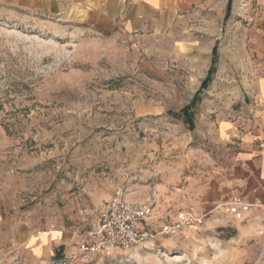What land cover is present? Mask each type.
Here are the masks:
<instances>
[{
	"label": "rangeland",
	"instance_id": "obj_1",
	"mask_svg": "<svg viewBox=\"0 0 264 264\" xmlns=\"http://www.w3.org/2000/svg\"><path fill=\"white\" fill-rule=\"evenodd\" d=\"M85 16L0 0V264H264V215L214 194L218 124L249 99L264 0H199L165 33ZM115 194L153 201L151 235L82 251Z\"/></svg>",
	"mask_w": 264,
	"mask_h": 264
},
{
	"label": "crops",
	"instance_id": "obj_2",
	"mask_svg": "<svg viewBox=\"0 0 264 264\" xmlns=\"http://www.w3.org/2000/svg\"><path fill=\"white\" fill-rule=\"evenodd\" d=\"M199 0H3L6 5L24 8L78 10L86 12L85 22L102 28L120 25L123 32L147 34L171 32L181 11H189ZM189 38V37H188ZM187 37L170 47L189 48ZM169 40H175L170 37ZM256 52L262 62L248 85V101L232 110L218 124V137L226 148L216 167L215 199L225 194L241 198L264 215V33L256 35ZM192 48V46H191Z\"/></svg>",
	"mask_w": 264,
	"mask_h": 264
},
{
	"label": "built area",
	"instance_id": "obj_3",
	"mask_svg": "<svg viewBox=\"0 0 264 264\" xmlns=\"http://www.w3.org/2000/svg\"><path fill=\"white\" fill-rule=\"evenodd\" d=\"M153 215V201L127 200L115 194L102 205L97 225L89 241L81 243V250L100 253L109 248L129 249L142 244L151 235L145 226Z\"/></svg>",
	"mask_w": 264,
	"mask_h": 264
},
{
	"label": "trees",
	"instance_id": "obj_4",
	"mask_svg": "<svg viewBox=\"0 0 264 264\" xmlns=\"http://www.w3.org/2000/svg\"><path fill=\"white\" fill-rule=\"evenodd\" d=\"M230 6V1H228L227 7L229 8ZM213 54L215 55V47L213 48ZM214 61V59H212ZM212 70V68L209 69V71ZM208 79H205L204 81V86H205V82ZM183 116L185 118V121L191 126L192 125V119H191V113L189 111H187V109H184L183 112ZM61 248H63L62 246L59 248V250L55 253L54 255V259H61L63 257L62 253H61Z\"/></svg>",
	"mask_w": 264,
	"mask_h": 264
}]
</instances>
